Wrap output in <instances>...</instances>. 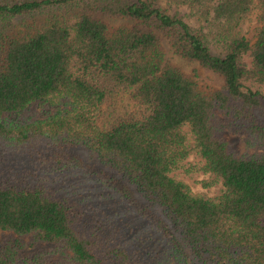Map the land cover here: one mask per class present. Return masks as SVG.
I'll return each mask as SVG.
<instances>
[{
	"label": "trees",
	"instance_id": "16d2710c",
	"mask_svg": "<svg viewBox=\"0 0 264 264\" xmlns=\"http://www.w3.org/2000/svg\"><path fill=\"white\" fill-rule=\"evenodd\" d=\"M166 2L203 16L209 31L191 29L161 0H0V142L48 139L54 164L41 163L55 170L81 167L64 151L84 147L122 176L117 193L186 264H264V152L236 155L215 114L264 142V0ZM254 9L259 24L250 42L236 25ZM44 11L33 27L13 24ZM101 14L133 24L111 30ZM209 36L225 43L222 55L210 51ZM161 38L218 74L222 86L200 90L165 61ZM38 101L64 107L32 122L6 120ZM194 152L203 171L221 179L213 198L191 194L169 175ZM80 219V207L46 181L17 184L0 173V230L14 234L0 241V264H138L125 244ZM27 234L30 247L49 246L24 253Z\"/></svg>",
	"mask_w": 264,
	"mask_h": 264
},
{
	"label": "rangeland",
	"instance_id": "374dc122",
	"mask_svg": "<svg viewBox=\"0 0 264 264\" xmlns=\"http://www.w3.org/2000/svg\"><path fill=\"white\" fill-rule=\"evenodd\" d=\"M161 4L173 15L180 17L191 29L208 32L209 25L203 16H198L185 5L169 4L161 0ZM258 10L254 9L247 17L236 25V29L250 42L255 38L258 27ZM49 12L41 14L25 15L13 19L19 29L34 26L35 21L46 18ZM109 29L120 25H132V21L110 15H99ZM14 29V28H9ZM164 58L167 63L178 68L186 77L195 82L196 86L208 92L219 89L222 78L210 69L200 66L196 62L188 61L175 54L165 38H161ZM208 47L214 54L222 55L225 52V43L214 40L209 36ZM246 61L249 58L245 55ZM245 86L253 87L250 82ZM63 104L49 106L42 102H34L28 108L18 114H5L7 121L27 123L43 119L58 109ZM216 119L222 124L220 136L229 144L236 155H252L264 152V142L246 131L239 130V125L234 124L231 118L220 110L215 111ZM264 126V118L261 119ZM184 130L188 131L187 126ZM55 148L49 140L43 137L32 138L21 145H9L0 142V173L8 176L17 184L24 182L33 185L36 181H46L49 191L54 195L69 197L81 209L80 224L82 227H96L99 233L110 242H120L126 245L138 264H186L176 259L171 253L167 241L161 237L152 224L141 216L135 203H128L116 191L115 182L123 181L116 171L104 166L97 157L91 155L84 147L76 145L65 148L66 156L79 158L83 163L78 169L55 170L50 163H41L44 158L51 160ZM52 161V160H51ZM54 164V161H52ZM204 161L196 152L183 159L179 167L172 170L169 175L183 182L190 193L197 196L213 198L223 189L221 179L209 172H204ZM49 165V166H48ZM58 169V168H57ZM115 179L110 182L107 179ZM84 225V226H83ZM9 236H14L10 231L0 230V241ZM26 243L24 253H31L36 249H44L49 243L39 241L33 247L28 243L33 241V234L23 235ZM64 255H54L53 258L60 260Z\"/></svg>",
	"mask_w": 264,
	"mask_h": 264
}]
</instances>
